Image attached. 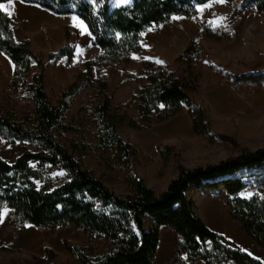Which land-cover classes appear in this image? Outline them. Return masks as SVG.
Wrapping results in <instances>:
<instances>
[{"label":"trees","instance_id":"trees-1","mask_svg":"<svg viewBox=\"0 0 264 264\" xmlns=\"http://www.w3.org/2000/svg\"><path fill=\"white\" fill-rule=\"evenodd\" d=\"M18 1L55 15L77 16L85 23L94 45L102 53L93 61L84 62V70L56 103L51 104L45 91V63L37 57L29 40H16L11 18L0 10V52L14 66L10 87L13 91L27 87L35 105V115L25 122H12L0 112V138L6 145L23 144V151L14 163L0 158V213L5 206L14 210L13 228L22 232L26 224L52 230L72 226L84 231L91 241L95 238L104 241L106 249L99 254L91 247L65 242L66 250L79 264H153L163 226L174 230L181 239L174 264L183 260L191 264H264L210 229L187 196L192 188L214 194L223 187L232 197L228 204L232 220L239 223L243 232L264 251V198L258 195L239 197L247 183L235 177L240 171L264 167V147L190 169L179 163L178 174L161 193L129 174L127 181L132 191L120 195L86 169L78 153L68 150L55 136V132L63 128L61 122L70 107L68 99L85 86H91L92 99L81 112H89L90 119L98 127V146L126 167L135 162L137 153L130 142L119 136L118 126L127 124L133 130H147L166 123L184 108H187L195 134L210 143L226 142L238 150L234 139L214 135L205 108L191 97L198 93L201 85V72L195 67L205 58V53L199 43H191L185 55L184 63L189 67L187 77L153 61L142 63L144 76L136 79L141 85L122 105L127 110L138 102V120L128 118L125 111L121 114L113 110L104 73L110 65L129 64L131 55L142 51V34L149 28L170 23L174 17L192 18L200 6L213 0H130L129 5L115 9L111 0ZM236 1L225 0L228 3ZM240 1L264 14V0ZM202 36L214 41L229 39L227 32L211 28H205ZM66 37L70 38L69 33ZM64 57L71 61L74 48L64 47L58 53L52 52L49 60L58 61ZM34 65L38 72L32 75L29 83ZM125 77L126 81L131 79L128 73ZM224 79L231 85L262 86L264 72L225 74ZM159 153L164 173L172 158L178 155L171 146H161ZM82 154L88 155L86 151L80 152L84 156ZM104 156L105 153L100 157ZM47 168L63 170L68 179L56 185L45 171ZM148 217L153 221L150 229L146 228ZM54 257L50 254L49 260Z\"/></svg>","mask_w":264,"mask_h":264},{"label":"rangeland","instance_id":"rangeland-1","mask_svg":"<svg viewBox=\"0 0 264 264\" xmlns=\"http://www.w3.org/2000/svg\"><path fill=\"white\" fill-rule=\"evenodd\" d=\"M129 4L130 0H111L114 9ZM209 4L211 7H206L203 11L197 10L192 18L176 17L179 19L149 28L142 34V51L132 54L129 64L110 65L104 73L109 83L108 92L112 97L113 110L121 114L125 111L128 118L138 120V102H134L127 110L122 105L141 85L136 79L144 76L142 63L161 61L162 63L157 64L181 77H187L189 67L184 63L185 55L191 43H199L205 53V58L195 67L201 72V85L198 93L191 97L205 108L214 135L234 139L238 150L226 142L217 140L210 143L195 134L187 108H184L166 123L153 125L147 130H133L127 124L118 126L119 136L130 142L137 153L135 162L126 167L110 152L107 154L98 146V127L90 119L89 112H81L92 99V87L85 86L75 97L68 99L70 107L62 119L63 128L58 129L55 136L68 150L78 153L77 157L86 169L100 177L107 187L120 195H128L132 191L127 181L129 174L143 180L156 193H161L178 174L179 163L190 169L215 164L244 151L264 147V85H231L224 79L225 74L264 72V14L244 6L240 0L233 3H218L213 0L205 5ZM21 13L38 18L41 16L38 11L30 8H22ZM76 18L68 24L60 21L53 27L44 25L42 30L46 33L47 40L45 47L39 45L35 34L31 33V47L45 63V91L51 104L56 103L62 92L84 70L83 63L93 61L102 53L94 45L88 28L86 27L87 31H82L85 23L82 26V20ZM205 28L227 32L229 39H208L202 36ZM48 33L51 35L48 36ZM67 33L70 35L69 39L66 37ZM26 40L30 41V38ZM64 47L74 48L71 61L67 57L58 61L49 60L50 53H58ZM10 68L13 72V64L0 52V112L12 122H25L35 115V105L27 87L13 91L10 87L11 78L2 81L3 77H7ZM36 72L38 68L34 65L28 78L29 83ZM125 73L131 75L129 81H126ZM161 146L175 148L178 155L172 158L164 173L161 171ZM22 151V143L6 145L5 140L0 138L1 159L10 164L14 163ZM85 151L88 155L81 156L80 152ZM103 153L105 156L101 158ZM45 171L56 185L68 179L61 169L47 168ZM235 177L247 183L239 197L250 198L258 195L264 198V167L240 171ZM187 196L195 203L197 214L209 228L228 242L239 248L256 245L243 232L239 223L232 220L228 206L232 197L223 187L214 194L202 193L192 188ZM5 211L6 215L0 219V264H79L66 250L65 242L91 247L95 254L106 249V244L100 238L91 241L84 231L72 226L52 230L26 224L24 231H18L12 226L14 210L5 206L2 213ZM152 225L153 221L146 218V228L150 229ZM180 243L181 239L174 230L167 226L161 227L160 243L153 264H174ZM257 248L264 253L258 246ZM50 254L55 256L52 260H49ZM180 264L191 263L183 260Z\"/></svg>","mask_w":264,"mask_h":264},{"label":"crops","instance_id":"crops-1","mask_svg":"<svg viewBox=\"0 0 264 264\" xmlns=\"http://www.w3.org/2000/svg\"><path fill=\"white\" fill-rule=\"evenodd\" d=\"M5 5L7 6L8 10L11 11L12 13V15L9 17L11 18V21H12V30H13L16 40L19 42H23L27 38H30L31 45H33V38L31 36V33H34L37 42L42 47H45L47 44V40H45L46 33L42 30V27L44 25L46 26L49 25L53 27L57 25L60 21H63L66 24H68V23H71L72 20H74L73 17H77L75 15H65V16L55 15L36 5L25 4L18 0H12L11 3L6 2ZM22 8L23 9L30 8L35 11H38V13L41 16L38 18V16L24 15L21 13ZM4 12L7 13L6 11ZM48 34H49L48 36L51 35L50 33ZM12 73L13 72L11 71V68H10L7 73L8 74L7 77H3L2 81L9 80V78H11L12 76ZM240 247L242 250L246 251L247 253L251 254L255 258L264 262V253H262V251L257 250L258 248L256 245H249L247 247L240 246Z\"/></svg>","mask_w":264,"mask_h":264},{"label":"snow or ice","instance_id":"snow-or-ice-1","mask_svg":"<svg viewBox=\"0 0 264 264\" xmlns=\"http://www.w3.org/2000/svg\"><path fill=\"white\" fill-rule=\"evenodd\" d=\"M215 2L224 3L225 0H215ZM9 3H11V0H9ZM206 7H211V4H209V5H203L198 10L199 11H203L204 8H206ZM0 10L6 11L9 16L12 15L11 11L8 10V8L5 5V3L0 2ZM73 19L76 20L77 18L76 17H73ZM174 19H179V18L174 17ZM80 24L83 26V21H80ZM82 31H87L86 26H83L82 27ZM88 34L91 35V33H88ZM157 63H162V62L161 61H157ZM161 107H163V106L161 105ZM60 174L62 175L63 173H60ZM3 215H6V211L4 213H0V217H2Z\"/></svg>","mask_w":264,"mask_h":264}]
</instances>
